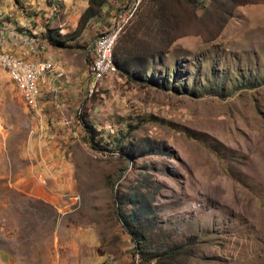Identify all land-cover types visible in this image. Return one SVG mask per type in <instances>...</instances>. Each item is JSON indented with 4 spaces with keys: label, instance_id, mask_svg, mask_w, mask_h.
<instances>
[{
    "label": "rangeland",
    "instance_id": "obj_1",
    "mask_svg": "<svg viewBox=\"0 0 264 264\" xmlns=\"http://www.w3.org/2000/svg\"><path fill=\"white\" fill-rule=\"evenodd\" d=\"M132 6L115 58L142 72L96 83L92 46ZM10 22L0 14V30ZM43 27L16 29L49 44L59 30ZM69 46L35 107L0 69V253L141 264L122 215L145 196L149 240L196 237L188 263L264 264V0H110Z\"/></svg>",
    "mask_w": 264,
    "mask_h": 264
},
{
    "label": "crops",
    "instance_id": "obj_2",
    "mask_svg": "<svg viewBox=\"0 0 264 264\" xmlns=\"http://www.w3.org/2000/svg\"><path fill=\"white\" fill-rule=\"evenodd\" d=\"M5 3V8L0 10L2 16L12 18L4 31L3 43L5 47L26 58L31 59H52L61 74L60 78L46 81L42 85L43 96L48 92L50 82H59L63 77L62 63L66 62V54L63 48L53 47L40 41L30 42L31 38L25 34L27 32L16 29L18 26L26 28L27 31L36 34L42 32L43 26L58 29L62 35L69 34L76 30L80 18L88 8L89 0H0ZM22 6L25 9L21 8ZM20 7V8H19ZM32 12V13H30ZM4 14V15H3ZM94 20V19H93ZM93 20L90 22L92 24ZM25 32V33H24ZM84 34V33H83ZM41 46V47H40ZM44 51H42V49ZM42 96V97H43ZM0 264H11L9 253H0Z\"/></svg>",
    "mask_w": 264,
    "mask_h": 264
},
{
    "label": "trees",
    "instance_id": "obj_3",
    "mask_svg": "<svg viewBox=\"0 0 264 264\" xmlns=\"http://www.w3.org/2000/svg\"><path fill=\"white\" fill-rule=\"evenodd\" d=\"M110 0H89L88 8L82 14L79 25L77 29L70 34L62 35L53 30H47V39L51 46L57 48H69V42L73 41L77 38H80L83 33L86 31L90 22L97 18L102 12L107 3ZM197 0H189L190 3H195ZM155 14H152V21L149 24H153V20L159 19L160 21L163 19V13L161 12L160 5H157ZM150 13H143L138 19V22H144V26L148 22V17ZM143 26V27H144ZM158 28V27H157ZM144 57V56H143ZM136 59L140 62L141 60H145L142 58V55H137ZM115 65L117 69L127 73H131L132 68L136 70V73H141L137 65L131 66L129 62H124L118 57L115 58ZM145 71H149L147 68ZM93 140V138H92ZM144 150V151H142ZM128 155H139L145 154V149L143 147H136L135 149H127ZM125 153V154H127ZM133 204L136 205L134 207L133 212L130 216L122 215L124 219V223L127 227V230L130 232L133 241L136 242L138 251L140 254V263L141 264H190L189 260L193 259L195 256V246L197 242L194 243V239L196 237H190L188 240L190 243L187 244H177L174 242H167L164 237L158 238L155 241L149 240V236L147 234L148 230L152 228V232L158 235L157 227H150V223L155 220V212L150 206V202H148L147 197L142 196L139 198L138 196L135 199H132ZM146 220L147 223L141 229L135 228L132 224L135 220Z\"/></svg>",
    "mask_w": 264,
    "mask_h": 264
},
{
    "label": "built area",
    "instance_id": "obj_4",
    "mask_svg": "<svg viewBox=\"0 0 264 264\" xmlns=\"http://www.w3.org/2000/svg\"><path fill=\"white\" fill-rule=\"evenodd\" d=\"M138 7H130L122 12L113 24L102 33L92 46L94 59L90 71L95 82H102L118 72L115 65V49L120 37L134 20ZM4 31L0 30V69L16 86L22 99L35 107L43 96L42 85L46 81L61 77L52 59H31L20 56L5 47ZM31 43L36 42L30 37ZM35 39V40H34Z\"/></svg>",
    "mask_w": 264,
    "mask_h": 264
}]
</instances>
